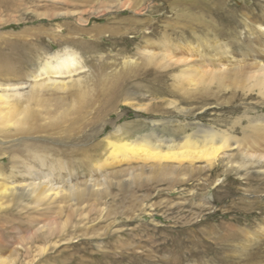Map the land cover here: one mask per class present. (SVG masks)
<instances>
[{
	"label": "rangeland",
	"instance_id": "1",
	"mask_svg": "<svg viewBox=\"0 0 264 264\" xmlns=\"http://www.w3.org/2000/svg\"><path fill=\"white\" fill-rule=\"evenodd\" d=\"M261 21L264 0H0V92L19 105L29 103L39 124L82 122L76 140L63 146L69 149L94 146L93 153L117 126L133 136L148 133L159 120L153 126L158 135L176 142L190 127L201 126L233 127L240 138L243 116L264 114L254 80H242L257 59L246 46L251 38L260 39L252 48L264 56ZM19 43L27 50L19 52ZM65 50L75 54L76 71L35 75L54 60L50 56ZM238 61L243 62L235 76L204 78L196 85L183 79L187 68ZM69 80L71 85L58 86ZM43 83L48 85H37ZM125 97L147 111L133 109ZM26 128L0 127V157H8L0 159V183H45L54 191L77 185L76 192L48 200L54 211L63 205V218L70 209L74 216L67 240L54 238L57 246L41 257L44 262L264 264V213L260 220L254 216L259 210L251 209L250 220L240 223L234 220L244 213L232 208L242 200L264 205L263 158L245 156L234 145L211 169L197 160L167 161L163 167L137 161L95 170L80 167L77 157L55 156L60 143L49 139L57 137L49 126L41 134L46 138L22 134ZM45 146L51 153L41 165ZM248 175L254 178L249 183ZM27 193L14 197L13 209L29 213L47 207ZM77 193L86 194L83 202L75 200ZM32 216L40 221L28 233L43 221ZM256 246L263 248L256 252Z\"/></svg>",
	"mask_w": 264,
	"mask_h": 264
},
{
	"label": "bare ground",
	"instance_id": "2",
	"mask_svg": "<svg viewBox=\"0 0 264 264\" xmlns=\"http://www.w3.org/2000/svg\"><path fill=\"white\" fill-rule=\"evenodd\" d=\"M257 27H261L264 30V21L260 25L257 24ZM96 32H101V29L97 28ZM91 35H95V32ZM36 37H39V35ZM251 39L246 46L250 52L249 54L254 55L257 59L251 55L253 57V63L250 65H253V70L248 72L246 75L243 73L242 76L244 78H242V80L251 81L253 79L254 84L252 83L251 85L256 87L259 90L261 96L264 98V56L261 54V49L255 51L252 48L255 43L261 45V41L256 37ZM15 43L17 42L12 43L11 46H13ZM25 50H27V48L19 43V52ZM50 57L54 60L45 61L44 64H42L43 66L35 71L37 73L35 75H64L70 74L78 69V60L71 50H65L64 53L56 52ZM242 62L238 61L234 64L231 63L232 66H227L226 64L220 63L216 64L214 67H211V69H208L206 64H204V66L202 65L199 67L197 66L187 68L183 72L185 75H187V77H184L183 79H186L190 84L196 85V83L202 82L204 78L207 79L217 77L218 79H221L227 74L235 76L236 72L240 71L238 68L242 66ZM242 80L239 79V82H242ZM71 81L69 80L67 82H60L58 83V86L64 88L68 84L71 85V83H73ZM43 84L44 85H37L40 87H46L48 85L47 83ZM53 86H56V83H53ZM125 101H127L130 107H133V109L138 111L146 110L145 104L131 102L130 97H125ZM234 109L237 110V107ZM247 112H251V108H248ZM243 117L246 120V126L242 127L243 136L240 138L233 135L236 129L233 127L227 131L215 130L212 127L201 126L199 129H193L190 127L192 131L190 133L184 134L183 137L180 138V142H176L173 138H161L158 135L157 132L159 131L156 132L153 126L159 125V122H163L160 120L159 122L155 123V125H151V130L148 133H136L133 136L132 134H127L126 131L124 132V128H121V125H119L113 132L106 133L102 141L103 147L95 148L93 153H91V149L94 146H92V148H86L81 145L73 149L63 147L64 144L76 140L77 135L84 127V125H81L82 122L77 123L75 120H72L68 125L64 126H60L58 123H49L46 125L49 126V128H52L50 134L57 135V137H50L49 139L58 141L60 143V147L58 145L59 148L56 152L58 154L55 156H61L68 161H72L75 157H77L80 161L78 162L80 167L89 165L95 170L114 168L121 163L131 164L132 162L137 161H141L143 163L152 162L154 166L163 167L167 164V161H174L177 163V165H180L185 161L188 163V165H192L197 160L202 161L205 163V167L211 169L218 161L219 155L224 154L226 151L228 152L232 150V146L234 145V149L238 150L239 152H243L245 156L256 157L257 160L263 158L261 165L264 166V114H245ZM241 118L242 117L238 118L235 123L240 122ZM46 125L39 124L37 117H32V108L29 103L19 105L16 99H12L7 93L0 92L1 128H6L9 126L27 127L26 130L22 132V134L31 135V137L46 138L45 135H41L42 133L47 132ZM188 126H194L195 128L196 126H199V124L196 122H190L188 123ZM106 128L107 127H105L103 130H99L98 132L103 134ZM46 147L47 146L43 148L44 158L40 160L39 163L41 165L46 164L44 160H47L51 153V150L47 149ZM98 149L100 151L95 153V151ZM33 154L38 156L40 155L36 149L33 150ZM7 158L8 157L5 156L0 157L1 160H6ZM2 168L3 167L0 165V173H3ZM263 171L264 169L262 172ZM210 172L212 173V170ZM252 180H254V178L251 177V175H248L246 178L247 183ZM236 182L239 181L237 180ZM255 182L258 183V185L261 183L257 181ZM259 188L260 187L257 186L256 190ZM76 190L77 185L75 184L68 186L65 188V190H63V188H59L54 191L52 187L45 183H35V185L33 184L32 186H18L14 184L0 183V264H58L51 261L44 262L41 260V257L47 255L50 249L56 245V243L53 241L54 238L57 239L58 237V239L62 241L67 240L68 233L66 227L73 219L74 209L68 210L66 217L63 218V205H59V203L57 211H54L53 209L56 206H52V204H50L51 201L48 200L59 196L61 197L62 192L66 195H70L72 192H76ZM101 190V192H103V189ZM24 192H28L27 195H31L35 201L47 202L44 203L47 207H45V209H29V213L16 211L13 209L12 204L14 202V197L16 198ZM85 195V193H77L75 200L83 202ZM3 198H5V200H3ZM234 204L235 206L232 208L236 209L235 207H237L239 208L238 211L244 213L242 218L236 217V220L234 221L246 223V221L250 220V217L253 215L251 214L250 210L254 208L259 210L258 216L254 215L255 218L262 220V217H259L260 214L264 213V205H261V200L248 202L242 200L239 203L234 202ZM238 204H241V206ZM52 214H54V216H52ZM32 215L42 216L43 221L39 227L28 233L30 229L34 228V224L36 225V223L38 224L40 221L39 218H36ZM59 217H62V219L57 221ZM236 234L238 233L236 232ZM11 237L12 240L10 241ZM262 248V246H256L255 250L256 252H259ZM32 252H35V254L32 255ZM36 256H39L40 259L39 261L34 262ZM71 263L93 264L90 262L73 263V261H70V263L60 264Z\"/></svg>",
	"mask_w": 264,
	"mask_h": 264
}]
</instances>
